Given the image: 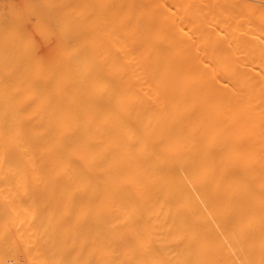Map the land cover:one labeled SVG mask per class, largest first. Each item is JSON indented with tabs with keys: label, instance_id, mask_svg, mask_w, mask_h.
<instances>
[{
	"label": "bare ground",
	"instance_id": "obj_1",
	"mask_svg": "<svg viewBox=\"0 0 264 264\" xmlns=\"http://www.w3.org/2000/svg\"><path fill=\"white\" fill-rule=\"evenodd\" d=\"M259 4L38 1L57 68L39 91L0 72V264H264ZM40 142L53 175L31 186L17 151Z\"/></svg>",
	"mask_w": 264,
	"mask_h": 264
},
{
	"label": "rangeland",
	"instance_id": "obj_2",
	"mask_svg": "<svg viewBox=\"0 0 264 264\" xmlns=\"http://www.w3.org/2000/svg\"><path fill=\"white\" fill-rule=\"evenodd\" d=\"M38 1L39 0H14V1L0 0V72L9 76L10 75L13 76L14 72L16 71L17 73L15 72V75L17 74L19 76H24L25 79L31 81L30 86L32 89L36 91L40 87L39 80L42 77L43 72L46 69H51L52 71H54L57 68L56 57L58 52L57 34L53 26L40 22L36 19L34 8L35 6H37ZM246 1L254 4L261 3L262 5H264L263 3L264 0L262 2L261 1L258 2V0H256L255 2L254 0L253 1L246 0ZM8 9L11 14L10 16L8 13L9 12ZM42 30L44 32H42ZM45 34H47L49 37L46 36ZM47 38L51 40H48ZM25 85L26 82L21 83V88L22 87L24 88ZM36 86L38 88H36ZM52 89L54 90V87H52L51 90ZM39 101L41 102V99L39 97H37L33 101L34 102L33 109L35 111L34 112L35 114L33 112L31 113L32 114L31 119H29V117L25 115L24 116L22 115L23 117L21 116L22 128L24 130L25 137L28 140L32 138L34 133H36V127H37L36 124L38 120H40V117L43 113V111L41 110V103H39ZM17 102H20V100H17ZM36 102L38 103V105H40V107L37 105ZM18 110L19 108L17 109V111ZM35 115L36 117L34 118ZM34 144L35 146L31 144L32 146L29 149L31 150L30 152L25 147L22 148L20 147V149H18L17 151L19 158L23 161L24 164L23 165L24 168L20 172V176L22 177L20 178V181L29 183V185L31 186H37L43 180H51V177L48 176L53 175L52 167L48 165L45 161L46 159L43 154L44 153L43 143L40 142L37 145L36 143ZM29 153H31L32 155H30ZM29 160H31V164H29L30 163ZM33 173L35 174L33 175ZM204 219L213 220L211 218H197V220L198 221L200 220V222L201 220L204 221ZM226 219L230 221L246 220L243 217H234V218H226ZM224 230L222 229L215 230L210 226H204V227H200L197 231L201 238L209 239L216 237L218 232H220L218 237H222L223 236L222 231ZM233 230L234 232L239 233L238 235L244 236L245 238L251 237V239H253L252 238L253 235L258 232L259 234L256 235V237L258 236L256 239L260 242L264 241V234L262 233V235H260V231H257L256 233L253 234L252 227L244 226V225L243 226L240 225L239 227L238 225H235L229 228L226 232H230ZM234 235L237 236L236 233H234Z\"/></svg>",
	"mask_w": 264,
	"mask_h": 264
}]
</instances>
